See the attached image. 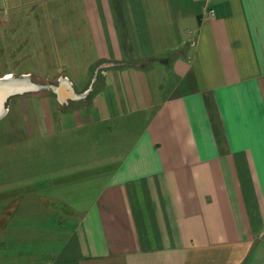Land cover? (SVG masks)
Returning <instances> with one entry per match:
<instances>
[{
    "label": "crops",
    "instance_id": "0c3cea01",
    "mask_svg": "<svg viewBox=\"0 0 264 264\" xmlns=\"http://www.w3.org/2000/svg\"><path fill=\"white\" fill-rule=\"evenodd\" d=\"M78 1L19 74L0 264H264V0Z\"/></svg>",
    "mask_w": 264,
    "mask_h": 264
},
{
    "label": "rangeland",
    "instance_id": "374dc122",
    "mask_svg": "<svg viewBox=\"0 0 264 264\" xmlns=\"http://www.w3.org/2000/svg\"><path fill=\"white\" fill-rule=\"evenodd\" d=\"M66 3L67 0H0V76L30 72L34 77H44L58 71L63 61L61 43L75 42L79 31L74 27L79 18V1ZM67 6L73 9L72 13L65 11ZM80 34L82 40V31ZM31 80L38 84L49 81ZM20 97V94L12 96L6 102V112L0 118V150L7 147L5 139L11 141V149L24 136L20 112L14 104Z\"/></svg>",
    "mask_w": 264,
    "mask_h": 264
},
{
    "label": "water",
    "instance_id": "95a60500",
    "mask_svg": "<svg viewBox=\"0 0 264 264\" xmlns=\"http://www.w3.org/2000/svg\"><path fill=\"white\" fill-rule=\"evenodd\" d=\"M39 88V85L31 80L29 76H6L0 77V118L6 112L7 100L15 95L33 91Z\"/></svg>",
    "mask_w": 264,
    "mask_h": 264
},
{
    "label": "built area",
    "instance_id": "2783aa9c",
    "mask_svg": "<svg viewBox=\"0 0 264 264\" xmlns=\"http://www.w3.org/2000/svg\"><path fill=\"white\" fill-rule=\"evenodd\" d=\"M208 13H209L210 15H212L214 12H213L212 9H210V10H208Z\"/></svg>",
    "mask_w": 264,
    "mask_h": 264
},
{
    "label": "bare ground",
    "instance_id": "6f19581e",
    "mask_svg": "<svg viewBox=\"0 0 264 264\" xmlns=\"http://www.w3.org/2000/svg\"><path fill=\"white\" fill-rule=\"evenodd\" d=\"M11 75H6V78H9Z\"/></svg>",
    "mask_w": 264,
    "mask_h": 264
}]
</instances>
